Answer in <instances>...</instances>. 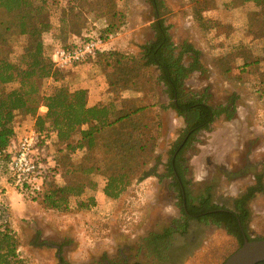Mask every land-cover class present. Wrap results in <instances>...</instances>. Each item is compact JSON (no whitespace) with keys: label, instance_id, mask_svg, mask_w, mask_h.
<instances>
[{"label":"rangeland","instance_id":"1","mask_svg":"<svg viewBox=\"0 0 264 264\" xmlns=\"http://www.w3.org/2000/svg\"><path fill=\"white\" fill-rule=\"evenodd\" d=\"M84 2L49 1L48 21L57 27L63 16L71 21L68 30L94 38L101 37L107 24L119 25L113 38L102 39V50H106L104 54L117 52L132 58L130 65L139 74L138 87L111 92L108 75L121 73H115L117 64L105 55L57 71L58 77L64 78L71 90L87 88L90 103L101 94L95 104L113 101L117 110L122 100L129 98H144L143 104H154L160 124L156 148L145 175L136 178L117 200L105 196L106 178L99 173L93 175L96 189L83 197L96 198L91 208H81L79 201L70 200L67 210H51L38 197L0 185L9 196L11 224L21 244V257L25 264H61L60 247L65 264H123L124 257L137 264H223L240 247V240L224 228H209L194 221L185 235L172 232L171 237L162 239L159 249L149 242L154 234L163 237L170 223L180 217V203L169 187L170 179L163 175L187 125L171 107L165 85L158 82V68L143 65L141 47L155 40L154 26L163 21L176 45L190 43L201 52L204 72L193 73L185 82L186 88L206 92L212 106L225 104L233 94L238 96L235 118H217L211 131L200 132L185 154L191 194L199 198L210 195L214 205L233 210V200L249 187L261 182L264 188V99L258 92L257 69L245 68L246 62L264 58V39H256L254 33L262 22L250 26L251 16L264 20V9L242 0H158L159 9L150 0H95L92 10ZM65 34L66 38L60 40L53 32L44 34L51 58L56 49L75 40ZM17 51L21 54L22 48L17 47ZM259 67L264 72V64ZM51 82L44 84L48 92ZM31 119L20 115L17 124ZM61 148L54 145L49 151L54 156ZM84 156V151L77 150L68 159L79 166ZM224 172L232 175L227 177ZM75 180H81V175L72 174L70 181ZM248 207L251 238H264V191L257 193Z\"/></svg>","mask_w":264,"mask_h":264},{"label":"trees","instance_id":"2","mask_svg":"<svg viewBox=\"0 0 264 264\" xmlns=\"http://www.w3.org/2000/svg\"><path fill=\"white\" fill-rule=\"evenodd\" d=\"M49 1L52 0H0V158L8 159V152L19 136L16 130L18 117H31L35 120L34 129L39 137L40 149L46 148L49 151L51 146H63L59 154L54 155L56 166L44 178L42 192L38 196L40 203L48 209L63 211L68 209L70 200H75L79 201L81 208L86 209L97 203L94 196L83 200L89 190L96 189L97 185L91 178L93 175L99 173L106 178L104 193L111 200L120 198L136 178L142 179L145 167L155 152L157 128L160 124L156 120L155 105L143 104L144 98L122 100L121 108L117 110L113 101L107 104L90 103V92L87 88L71 90L66 86L64 78L58 77L59 72L49 55V48L43 39L44 34L53 32L57 40L63 36L66 38L65 33L75 38L70 45L61 48L80 45L90 40L91 36H81L77 31L68 30L71 21L63 16L59 25L53 26L47 18L46 5ZM93 1L95 0H85L88 10L93 9ZM150 1L159 9L158 0ZM242 1L252 2L264 9V0ZM76 7L78 6L75 9ZM159 17L160 13H157V18ZM261 22V28L254 30L256 39H264V20L251 16L250 26ZM119 28V25L111 22L97 39L101 42L103 38L111 39L118 33ZM154 28L155 40L141 47L145 61L143 65L146 68H158V82L165 85L166 93L172 101L171 107L179 117L184 118L187 125L182 138L176 142L171 152L167 164L169 173L163 175L178 181L187 173L184 169L187 164L184 156L197 135L202 131L210 132L212 124L221 116L229 121L233 120L237 113L238 96L233 94L225 104L212 106L208 103L209 96L206 92L189 91L186 80L193 73L204 72L200 50L186 42L176 45L169 28L161 20L157 21ZM19 46L22 48L21 54L17 51ZM105 51H99L97 56L112 58L117 64L115 73H121L120 76L113 73L108 75L111 92L136 89L139 74L130 65L132 58L117 52L104 54ZM261 64H264V58L246 62L245 68L253 66L257 69L258 92L264 99V72L260 71ZM48 80L53 81L49 92L44 89ZM41 107L47 108L45 114L40 113ZM77 150L84 151L85 156L81 165L73 166L68 155ZM72 174H80L81 180L70 181ZM60 180L63 184L58 183ZM263 191L261 182L250 187L236 200L233 210L214 205L211 196L207 195L201 197L203 203L195 207V210L200 214L210 212L216 224L228 227V232L240 240L242 247V232L249 241L264 239L251 238V212L248 207L250 200ZM188 197L192 198L190 193ZM186 228H183V234L187 233ZM20 246L11 222L2 224L0 264H25L19 252ZM57 249L60 263L65 264L61 248Z\"/></svg>","mask_w":264,"mask_h":264},{"label":"built area","instance_id":"3","mask_svg":"<svg viewBox=\"0 0 264 264\" xmlns=\"http://www.w3.org/2000/svg\"><path fill=\"white\" fill-rule=\"evenodd\" d=\"M103 43L94 37L70 48L56 49L52 55L55 69L68 70L76 65L97 58ZM46 107L40 108L45 114ZM39 137L33 127L20 130L17 140L11 146L7 160L0 158V173L7 184L24 196H40L44 178L56 166L55 157L46 148H39ZM11 222V208L8 193L0 187V226Z\"/></svg>","mask_w":264,"mask_h":264},{"label":"flooded vegetation","instance_id":"4","mask_svg":"<svg viewBox=\"0 0 264 264\" xmlns=\"http://www.w3.org/2000/svg\"><path fill=\"white\" fill-rule=\"evenodd\" d=\"M184 158L186 160L185 156ZM187 166L188 165L186 164V168H184L185 170H187V173H185L184 177H180L178 181L175 180L173 177H168L170 179L169 187L173 189L172 192L177 197V201L180 203V207H179L180 217L177 220H174L173 222L170 223L169 228H167V230L164 231L163 237L158 236V234H154L152 238H149V242L150 240L152 241L155 250L159 249L158 246L160 245V242L162 241V239L164 240L166 238L171 237V235H168V234H171L170 231L178 232V234H180L181 236L185 235L182 233L183 228L187 227L186 229L188 230L190 228L191 222H194V221L197 222V224L199 225H205L209 228H217V229L224 228L226 231H228L227 230L228 227L225 228V226L221 227L216 224V221L211 217L212 214H210V212L209 213L207 212L204 214L196 213L197 209L195 210V207H199V205L203 203V201H201V197L200 198L195 197L191 194L190 179L188 177V174L190 173V168H188L189 166L188 167ZM166 171L168 174L169 173L168 168ZM224 175H226L227 177H230L232 173L224 172ZM188 193H190V195L192 196L191 199H189ZM237 199L233 200L234 204ZM219 207H223V206H219ZM242 233H243L242 234L243 237H247L244 232ZM137 263H138L137 261L131 262L128 257L123 258V264H137Z\"/></svg>","mask_w":264,"mask_h":264},{"label":"water","instance_id":"5","mask_svg":"<svg viewBox=\"0 0 264 264\" xmlns=\"http://www.w3.org/2000/svg\"><path fill=\"white\" fill-rule=\"evenodd\" d=\"M264 263V239L249 241L244 237L243 246L234 252L223 264Z\"/></svg>","mask_w":264,"mask_h":264},{"label":"crops","instance_id":"6","mask_svg":"<svg viewBox=\"0 0 264 264\" xmlns=\"http://www.w3.org/2000/svg\"><path fill=\"white\" fill-rule=\"evenodd\" d=\"M100 96H102V95L100 94L98 97L95 98L96 100L94 99L93 102H91V103H95V101H97L98 99L100 100L101 99ZM34 125H35V120L31 119V121L29 120V121L24 122V123H18L16 126V130H18V132H20V130H22L23 127L29 126V127L34 128ZM19 126H21V128ZM0 185H2L5 188H8V184H7L6 180L4 178H1V177H0Z\"/></svg>","mask_w":264,"mask_h":264}]
</instances>
